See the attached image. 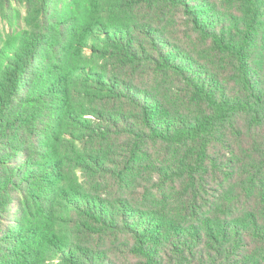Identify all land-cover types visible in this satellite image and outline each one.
Masks as SVG:
<instances>
[{
    "label": "trees",
    "instance_id": "obj_1",
    "mask_svg": "<svg viewBox=\"0 0 264 264\" xmlns=\"http://www.w3.org/2000/svg\"><path fill=\"white\" fill-rule=\"evenodd\" d=\"M0 264H264V0H0Z\"/></svg>",
    "mask_w": 264,
    "mask_h": 264
}]
</instances>
